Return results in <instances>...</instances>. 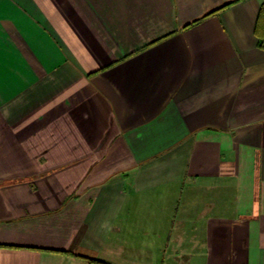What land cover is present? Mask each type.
Returning <instances> with one entry per match:
<instances>
[{
	"label": "crops",
	"instance_id": "crops-1",
	"mask_svg": "<svg viewBox=\"0 0 264 264\" xmlns=\"http://www.w3.org/2000/svg\"><path fill=\"white\" fill-rule=\"evenodd\" d=\"M263 5L0 0V264H264Z\"/></svg>",
	"mask_w": 264,
	"mask_h": 264
},
{
	"label": "trees",
	"instance_id": "trees-1",
	"mask_svg": "<svg viewBox=\"0 0 264 264\" xmlns=\"http://www.w3.org/2000/svg\"><path fill=\"white\" fill-rule=\"evenodd\" d=\"M264 25V5L262 6V12L260 11V17L258 18L256 29L259 32V28ZM260 43H263V40L260 38ZM90 264H95V261L90 260Z\"/></svg>",
	"mask_w": 264,
	"mask_h": 264
}]
</instances>
